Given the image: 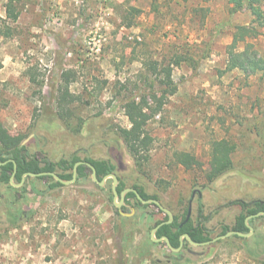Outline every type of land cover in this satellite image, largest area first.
Returning a JSON list of instances; mask_svg holds the SVG:
<instances>
[{
  "label": "rangeland",
  "instance_id": "obj_1",
  "mask_svg": "<svg viewBox=\"0 0 264 264\" xmlns=\"http://www.w3.org/2000/svg\"><path fill=\"white\" fill-rule=\"evenodd\" d=\"M7 2L0 0L6 21L0 23V121L25 136V155L109 160L116 177L143 184L173 215L188 202L190 217H208L211 240L220 225L234 223V201L264 200V134L257 143L244 130L253 117L264 120V76L224 71L232 26L248 25V11L229 17L226 0H21L11 13ZM129 6L140 14L126 28L121 15ZM248 41L264 57L262 39ZM177 55L196 68L191 61L174 67L177 91L149 124L155 141L141 173L116 133L130 126L123 106L132 94L139 100L148 92L145 58ZM28 69L42 88L29 81ZM63 71L74 75L69 90L81 97L69 121L73 128L81 123L79 132L51 111ZM221 138L237 146L234 169L204 185L210 142ZM174 150L194 154L202 169L174 164ZM87 173L58 187L38 177L20 187L0 185V264H115L124 246L146 258L142 264H264V220L249 224L253 233L243 241L230 236L172 255L163 241L148 243L154 222L164 217L156 207L117 208L112 178L99 186Z\"/></svg>",
  "mask_w": 264,
  "mask_h": 264
},
{
  "label": "trees",
  "instance_id": "obj_2",
  "mask_svg": "<svg viewBox=\"0 0 264 264\" xmlns=\"http://www.w3.org/2000/svg\"><path fill=\"white\" fill-rule=\"evenodd\" d=\"M20 1L21 0H8L6 4L7 10L13 13V3ZM226 10L229 17L242 11H248L252 20L248 25L232 26V41L226 46L227 60L224 71H238L245 78L256 74H260L261 77L264 76V57L259 53L255 44L248 41L261 38L264 44V0H226ZM139 14V9L133 6L127 7L126 11L121 15L122 25L126 28L132 27L134 25L133 19ZM17 17V14H15L13 19L16 20ZM0 23L5 25L6 21L0 20ZM224 24L230 27V20L227 18ZM207 51L208 50L202 55V58L206 57L205 54H207ZM188 61H191V68L195 69L196 62L179 55L173 56L169 60H166L164 57L161 58V60H150L149 58H145L143 69L146 73V79L151 80L148 92L139 96V100H136L137 96L132 94L128 97V100L123 106L125 116L130 126L128 128L118 127L116 133L134 161L136 169L141 173H146L144 163L149 160L152 145L155 141V138L150 133L149 124L153 118L162 111L167 97L174 95L177 91V86L172 79L174 67H178L181 63ZM31 71L32 69L27 70L29 81L37 85L39 89L42 88V82L37 80V74ZM74 81L75 78L71 72H61L59 86L56 88L54 96V107L51 111L54 112L55 116L60 119L67 128L73 132H79L82 127L81 123L75 128L69 125V121L73 117V110L70 106L81 101L80 96H75L69 90L70 84ZM244 130L248 138L258 143L259 139L263 138L264 120L261 121L253 117L248 120V126H246ZM24 138L25 136L23 134L9 133L0 121V163H5L0 165V185H11L9 184V179L14 169V164L11 160L16 163L15 183H19L22 175L25 173L38 174L41 172H53L62 180H70L73 167L79 161L90 163L95 168L96 176L99 181L109 174H116L115 166L106 159H91L88 157L81 159L78 156H72L69 159H60L56 162H50L34 155H25L22 153L25 149L22 144ZM236 149V144L227 138L213 139L210 142L209 160L203 174L204 185L214 182L222 175L234 169L233 156ZM171 160L174 164L184 168V170L202 169V164L196 156L186 151L174 150L171 154ZM87 171L91 172L86 165L82 164L78 166L76 182L88 178ZM38 178L53 179L51 176H41ZM117 178L118 184L116 186V191L118 194L124 189L130 188L134 189L144 200L155 199L160 202V198L156 193H148L146 187L138 183V181L127 185L118 175ZM58 186H62V184L53 179L51 187ZM110 193L112 194L111 196H113L112 190H110ZM124 202L126 205H131L132 207L140 209H147L151 206L157 208V206L153 204L142 205L134 192L127 193ZM233 204L239 207V213L236 215L232 226L220 225V235L229 231L248 233L249 229L245 223L246 218L259 212H264V200H254L250 202L236 200ZM180 205L182 206L181 212L177 215H173V221L171 223L161 225L157 229L155 237H167L173 248H179L180 237L183 234H187L190 239L196 243L210 241L211 238L209 235L211 232L205 225L209 218L199 216L197 220H194L192 217L186 220L189 203H180ZM123 209H125V207H123ZM158 211L160 214H163L164 217L154 222L153 228L168 220L167 214L159 209ZM256 219L263 220L261 216L257 218L253 217L248 221V224H252ZM233 238L240 241L244 240V238L239 236H233ZM148 243L149 245H157L150 240ZM189 245L187 240L184 239L181 251L183 252V250H186ZM171 254L178 255L177 252H171ZM145 259L136 258L134 254L128 251L124 246L122 248L118 247V259L115 261V264H142ZM149 259L147 258V260ZM151 263L166 264L167 262L151 260Z\"/></svg>",
  "mask_w": 264,
  "mask_h": 264
},
{
  "label": "water",
  "instance_id": "obj_3",
  "mask_svg": "<svg viewBox=\"0 0 264 264\" xmlns=\"http://www.w3.org/2000/svg\"><path fill=\"white\" fill-rule=\"evenodd\" d=\"M24 144V142L22 143ZM14 164V173L11 177V181H10V184L12 186H15V187H20L24 184L25 182V178L26 177H41V176H51L55 181L61 183L62 185H70L74 182H76V179H77V167L84 164L86 165L90 170H91V178L94 182H96L99 186H102L106 179L107 178H112V192H113V197L114 199L116 198H119V203L116 204L115 203V206L117 208H120L122 206V204L124 203V199H125V195L129 192H134L136 194V197L138 198V200L140 201V203L142 205H147V204H153L155 206H157V208L159 210H161L162 212H164L165 214H167L168 216V220L166 222H162L161 224L157 225L155 228H153L151 230V233H150V237H151V240L155 243H158V242H161L163 241L165 243V245L167 246V248L169 250H171L172 252H179L184 244V239L187 240V242L190 244V245H193V246H204V245H209L211 243H214L216 241H219V240H223V239H226L230 236H239L241 238H246V237H249L252 233H253V228L248 224V221L250 219H252L253 217L257 218V217H262L263 220H264V212H259L253 216H248L246 218V225L249 229V232L248 233H239V232H236V231H229L223 235H219L217 236L216 238L210 240V241H207V242H204V243H196V242H193L190 237L187 235V234H183L181 237H180V246L179 248H173L171 245H170V242L168 240L167 237H162V238H156L155 237V233L157 231V229L163 225V224H169L173 221V214L171 213V211H169L168 209L164 208L159 201L155 200V199H149V200H144L140 197V195L134 190V189H130V188H126L124 189L120 194L117 193L116 191V186H117V183H118V180H117V177L115 174H109L105 177L102 178V180H98L97 179V176H96V170L95 168L90 164V163H87V162H83V161H79L77 162L74 167H73V171H72V177L70 180H62L57 174L53 173V172H41V173H38V174H33V173H25L23 176H22V179H21V182L19 184H15L13 182V177H14V174H15V171H16V165H15V162L13 160H11ZM2 164H5V163H0V165ZM190 214H191V208H190V205H189V208H188V212H187V218L186 220L189 219L190 217Z\"/></svg>",
  "mask_w": 264,
  "mask_h": 264
},
{
  "label": "flooded vegetation",
  "instance_id": "obj_4",
  "mask_svg": "<svg viewBox=\"0 0 264 264\" xmlns=\"http://www.w3.org/2000/svg\"><path fill=\"white\" fill-rule=\"evenodd\" d=\"M22 153L24 154V151H22ZM15 165H16V163H15ZM13 173H14V169H13L12 175H13ZM15 173H16V171H15ZM12 175H11V177H12ZM23 175H24V174H23ZM23 175H22V176H23ZM14 176H15V174H14ZM11 177H10V179H11ZM26 178H27V177H26ZM26 178H25V179H26ZM10 179H9V184H10V181H11ZM21 179H22V177H21ZM13 182H14V177H13ZM20 182H21V180H20ZM20 182H19V183H20ZM19 183H16V184H19ZM24 183H25V182H24ZM0 184H1V183H0ZM6 186H7V185H6Z\"/></svg>",
  "mask_w": 264,
  "mask_h": 264
}]
</instances>
